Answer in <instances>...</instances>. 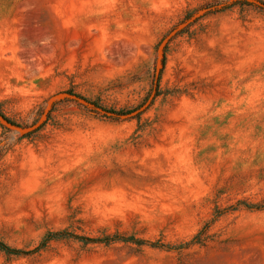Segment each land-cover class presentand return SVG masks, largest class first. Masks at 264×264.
<instances>
[{"label": "rangeland", "instance_id": "rangeland-1", "mask_svg": "<svg viewBox=\"0 0 264 264\" xmlns=\"http://www.w3.org/2000/svg\"><path fill=\"white\" fill-rule=\"evenodd\" d=\"M0 242L264 264V0H0Z\"/></svg>", "mask_w": 264, "mask_h": 264}, {"label": "water", "instance_id": "water-1", "mask_svg": "<svg viewBox=\"0 0 264 264\" xmlns=\"http://www.w3.org/2000/svg\"><path fill=\"white\" fill-rule=\"evenodd\" d=\"M154 97H155V92L150 96V98L148 99V101L146 102V104L143 107L139 108L138 110H136L132 114L125 115V117H127V116H134V115H137V114L143 112L146 108L149 107V105L151 104V102L154 100Z\"/></svg>", "mask_w": 264, "mask_h": 264}, {"label": "trees", "instance_id": "trees-1", "mask_svg": "<svg viewBox=\"0 0 264 264\" xmlns=\"http://www.w3.org/2000/svg\"><path fill=\"white\" fill-rule=\"evenodd\" d=\"M0 245L5 247L6 249L10 250V251H13V249L9 248L8 246H6L4 243L0 242Z\"/></svg>", "mask_w": 264, "mask_h": 264}]
</instances>
